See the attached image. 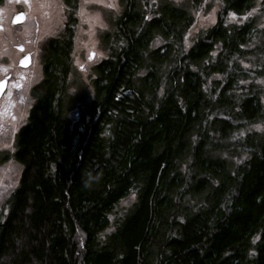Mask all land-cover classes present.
Here are the masks:
<instances>
[{
    "label": "trees",
    "instance_id": "obj_1",
    "mask_svg": "<svg viewBox=\"0 0 264 264\" xmlns=\"http://www.w3.org/2000/svg\"><path fill=\"white\" fill-rule=\"evenodd\" d=\"M220 1L191 43L187 9L126 0L118 42L77 105L66 90L75 15L46 41L0 264H264V53L241 64L256 0Z\"/></svg>",
    "mask_w": 264,
    "mask_h": 264
},
{
    "label": "rangeland",
    "instance_id": "obj_2",
    "mask_svg": "<svg viewBox=\"0 0 264 264\" xmlns=\"http://www.w3.org/2000/svg\"><path fill=\"white\" fill-rule=\"evenodd\" d=\"M151 1L157 4L159 0ZM168 1L194 15V24L189 32L191 43L216 23L222 7L220 0ZM108 3H114L115 7H107ZM125 3L126 0H78L73 10L68 8L64 0H2L0 3V80L10 76L8 87L0 98V212L7 210L8 198L18 186L22 174V164L14 157L17 135L27 123L31 108L36 102L33 88L44 77L46 41L52 37H61L70 21V13L75 15V44L66 90L69 98H73L74 105H77L92 97L95 65L106 58L110 53V46L118 42L115 22L124 10ZM20 9L27 13V20L14 25L12 18ZM251 15L255 19L258 34L246 46L251 51L254 50V53H249L247 60H241L242 66L246 68L260 66L264 53V0L255 1ZM161 43L157 37L153 45ZM20 44L32 54V63L28 68L19 65L24 54V51L20 52L17 48ZM254 82L259 87H264V78L255 77ZM70 111L74 115L76 107ZM133 199L134 196L129 195L121 204L125 206Z\"/></svg>",
    "mask_w": 264,
    "mask_h": 264
},
{
    "label": "water",
    "instance_id": "obj_3",
    "mask_svg": "<svg viewBox=\"0 0 264 264\" xmlns=\"http://www.w3.org/2000/svg\"><path fill=\"white\" fill-rule=\"evenodd\" d=\"M24 20H25V13L20 12L13 17L12 21L14 23H20ZM19 48H22V46L20 45ZM91 54H93V52ZM22 61H23V63H22ZM31 63H32V55L30 53L25 54L19 60V65H21L23 67H28V66H30ZM7 84H8V78L7 77H4L0 80V98H1L2 94L4 93V91L6 90Z\"/></svg>",
    "mask_w": 264,
    "mask_h": 264
},
{
    "label": "flooded vegetation",
    "instance_id": "obj_4",
    "mask_svg": "<svg viewBox=\"0 0 264 264\" xmlns=\"http://www.w3.org/2000/svg\"><path fill=\"white\" fill-rule=\"evenodd\" d=\"M1 2H2V1L0 0V3H1ZM20 12H24V13H25V20L22 21V22H20V23H14V22L12 21V23H13L14 25H19V24H21V23H24V22L27 20V13H26L25 11H23L22 9H20L19 12L15 13L14 16H15L16 14L20 13ZM14 16H13V17H14ZM12 20H13V18H12ZM0 27H2V25H0ZM20 45L22 46V48H19ZM20 45H18L17 48L20 50V52L24 51V52H23V53H24L23 56H24L25 54H27V53H30V54H31V52L25 51V46H24L23 44H20ZM31 55H32V54H31ZM23 56H22V57H23ZM20 59H21V58H20ZM20 66H21V65H20ZM21 67H23V66H21ZM28 67H29V66H28ZM28 67H27V68H28ZM5 77L8 78V84H9V77H10V76L7 75V76H5ZM8 84H7V87H8ZM7 87H6V89H7Z\"/></svg>",
    "mask_w": 264,
    "mask_h": 264
},
{
    "label": "snow or ice",
    "instance_id": "obj_5",
    "mask_svg": "<svg viewBox=\"0 0 264 264\" xmlns=\"http://www.w3.org/2000/svg\"><path fill=\"white\" fill-rule=\"evenodd\" d=\"M107 7H109V8L115 7V4H114V3H108V4H107ZM22 63H23V61H22ZM257 127H258V126H257Z\"/></svg>",
    "mask_w": 264,
    "mask_h": 264
}]
</instances>
